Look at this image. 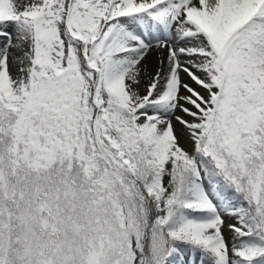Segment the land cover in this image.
<instances>
[{
    "label": "snow or ice",
    "instance_id": "snow-or-ice-1",
    "mask_svg": "<svg viewBox=\"0 0 264 264\" xmlns=\"http://www.w3.org/2000/svg\"><path fill=\"white\" fill-rule=\"evenodd\" d=\"M0 264H264V0H0Z\"/></svg>",
    "mask_w": 264,
    "mask_h": 264
}]
</instances>
